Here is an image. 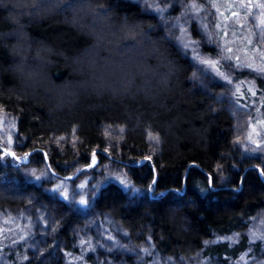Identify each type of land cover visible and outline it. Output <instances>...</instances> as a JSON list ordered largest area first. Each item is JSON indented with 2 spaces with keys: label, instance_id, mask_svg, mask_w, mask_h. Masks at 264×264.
I'll list each match as a JSON object with an SVG mask.
<instances>
[{
  "label": "trees",
  "instance_id": "trees-1",
  "mask_svg": "<svg viewBox=\"0 0 264 264\" xmlns=\"http://www.w3.org/2000/svg\"><path fill=\"white\" fill-rule=\"evenodd\" d=\"M154 1L73 0L72 7H57L58 0H44L55 11L42 16L35 15V8L33 15H19L27 9L16 4L30 0L0 3V116L13 118V153L29 157L27 163L16 161L0 142V227L6 225L3 231L9 234L11 224L25 228L10 245L0 234V264H45L49 257L54 259L50 264H119L122 250L128 253L127 264L136 255L140 261L134 264L154 259L191 264L200 256L210 264H230L227 252L235 258L243 240L263 233L264 144L243 154L236 142V118L218 96L223 86L208 84L206 91L197 87V75L188 78L196 64L173 39L182 29L181 6L172 3L162 15ZM245 1L221 0L217 12L224 20L243 17L254 4ZM98 5V11L91 10ZM108 16L111 20H105ZM170 20L176 21L174 30L167 25ZM197 21L186 23L195 30ZM232 23L242 28L239 21ZM137 25L144 27L142 35L136 34ZM217 30L224 41L225 32ZM202 43L205 52L216 53ZM62 53L101 64L124 63L137 74L126 92L109 80L63 103L59 96L51 100L52 92L44 87L26 98L22 69L44 68L47 86L63 88L70 69ZM223 65L224 74L232 73ZM250 77L264 97V79ZM160 125H171L173 131L165 142L158 139L153 154L149 139L157 137ZM116 128L124 131L123 139L111 150L107 135ZM108 162L127 169L129 183L99 170ZM48 177L71 181L75 190L80 179H93L89 187L96 180L105 182L98 192L88 188V203L81 205L78 198L71 202L49 189L55 181ZM103 227L111 234L115 227L124 231L127 243L114 249L100 234ZM256 248L261 252L259 243Z\"/></svg>",
  "mask_w": 264,
  "mask_h": 264
},
{
  "label": "rangeland",
  "instance_id": "rangeland-1",
  "mask_svg": "<svg viewBox=\"0 0 264 264\" xmlns=\"http://www.w3.org/2000/svg\"><path fill=\"white\" fill-rule=\"evenodd\" d=\"M140 1L143 3L146 1L148 3V0ZM217 2L221 4V0ZM245 2L246 1L244 0V3ZM172 3H175L176 5L178 4L182 8V12L178 14V16L180 15L181 17L182 26L180 28L182 29H178V32L173 35V39L180 43L183 48L188 50L193 58V61L196 64L197 79L195 83L197 87L199 86L201 89L207 91V88L214 85L215 82H218L223 86V92L218 94V96L219 98L227 100L229 111L236 118V142L238 145L240 144L243 149V154L248 155L246 153H249L253 146H259L258 143H256L257 141L260 145L261 143L264 144V97L258 94L256 81L250 77L252 75L255 78L260 77L264 79V0H254L252 11L247 10L249 14L245 13L246 15L243 17L236 15L233 19L227 20L222 19L221 15L217 12L220 4H217L216 2L213 4L209 3V0H155L152 5H155L158 13L166 15V12L171 8L169 5ZM148 4L150 5L151 3L149 2ZM256 7H259V9ZM182 13L185 14L182 15ZM191 18L198 19L195 30H192L188 23H186ZM233 20L239 21L242 28H237L236 23H232ZM232 24L233 28L231 29ZM167 25H169L171 30H174V28L177 27L176 21L174 20L167 22ZM215 28L218 29L217 31L219 32H225L226 38L224 41H219L215 33ZM235 29L238 30L236 36L234 35ZM214 38L215 40H213ZM202 42H205V45L209 44L212 47L214 46L216 53L211 55L205 52L201 48L203 45ZM253 43L255 45L252 47ZM205 60H213L217 63L211 65L205 63ZM223 64H225L232 73L235 72L236 76L232 73L224 74L220 69V65ZM221 73H223V75H221ZM246 73L248 74L246 75ZM225 76L229 77V79H225ZM203 83L205 85H203ZM123 134L124 131L122 128L111 130V133L107 135L109 142L108 148L111 150H117V147L121 144V140L123 139ZM15 139L16 128L15 125H13V118L6 114L1 115L0 142L3 145L10 147L4 146L6 150L9 151L5 153L10 154L13 158L15 157V160H18L20 163H27L29 161L28 156H19L16 153L15 155H12L13 150L11 149V146L17 144V140ZM149 141L154 154L159 146V140L149 139ZM62 142L63 141H61V144ZM143 162L141 161L140 163ZM97 164L98 156L95 155V163L92 162V165L93 167H96ZM99 170L104 171L109 175L112 174V176L117 179H120V177H122L124 181H127L126 179H128L127 176H125L128 172L127 169L119 167V165L115 166L110 162L106 163ZM38 174H42V176L47 175L45 171H40ZM75 178V176H71L70 179H73L74 181ZM49 180L55 181L52 184V187H49L54 193H57L58 195L60 194L63 199H69L71 202H75L79 199L81 205H83L81 203V197L86 198L88 195V188L90 193H92V189H94V191H99L100 185L105 182L99 179L101 181L96 180V182H92L91 187H89V182L91 180L93 181V179H80L75 183V185H77L75 190V188L73 189L72 187L73 184L71 181H58L54 178H50ZM80 185L84 186L80 187ZM65 191L68 193L67 197L64 195ZM38 221L39 220H33V223L38 225L40 224ZM260 221L264 222V214L261 216ZM12 225H14V229L10 234L3 231L7 227L6 225H4L3 228L0 227V234L3 236L2 241L7 245L14 244L17 240L16 236H21V233L25 231V228L22 229L18 224H11L10 226ZM103 229L104 230L99 231L100 234L105 237V241L108 244H115L117 246L114 247V249L120 250L121 246L127 243V236L124 231L115 227L114 234H111L104 227ZM260 232L263 233L259 234L261 235L259 237L263 238L257 237L258 235H253L249 239H246V241L243 240V248H239L240 251L237 249L238 253L235 258L233 257L232 259L231 256L227 254L230 252H227V255L225 254L224 258L228 259L230 264H264V229H261ZM213 242L219 243L220 241L215 240ZM235 243V240L230 241L229 248L233 249ZM237 243H240L239 239L237 240ZM258 243L261 252L256 248ZM239 246L240 245H238L237 248ZM49 252L52 254L51 256L55 258L53 250ZM120 252L123 253L122 255L124 256H122L121 261L118 263L127 264L126 257L128 256V253H125V250ZM146 256H148V254H146ZM44 260L45 264H50L54 259L49 257V259L44 258ZM127 260L129 264L137 263L140 261V255H136L132 259ZM211 261L212 260L206 256H203L202 258L200 256L197 261L191 262V264H210ZM55 262H58V258L55 259ZM150 263L183 264L179 261L171 262L168 259L158 261H155L154 259Z\"/></svg>",
  "mask_w": 264,
  "mask_h": 264
},
{
  "label": "clouds",
  "instance_id": "clouds-1",
  "mask_svg": "<svg viewBox=\"0 0 264 264\" xmlns=\"http://www.w3.org/2000/svg\"><path fill=\"white\" fill-rule=\"evenodd\" d=\"M3 0H0L2 3ZM138 2V0H133V3ZM63 4H68L69 7L73 6V0H58L57 7L62 6ZM170 6V5H169ZM17 8H25L27 11L21 12L19 15H33L31 11L32 8L36 9L35 15H47L55 9L51 5H45L44 0H30V2H21L16 4ZM99 7L98 5L91 10L96 12ZM185 13H182L184 15ZM14 19H19V16L14 15ZM105 20H111V17H105ZM138 32L137 35H142L145 31L142 25H137ZM149 27H152L149 25ZM118 33H114L117 35ZM64 60L67 63L70 71V79L65 83L63 88L59 90L51 89L47 86V72L44 68H31L24 70L22 69L23 82L21 91L27 98L28 96L33 95V90L37 87H44L46 92H52L51 100H56L59 96L60 101L66 102L65 97L72 98L77 97L80 90H87L88 88H97L98 85H102L110 81L117 83L122 86L123 91H128V85L131 83L132 78L137 74L131 67L127 66L124 63L112 65L111 63L101 64L97 60L92 59L89 61L82 60L80 56L77 55H68L62 53ZM50 64L55 62L50 61ZM196 72L193 71L189 75V79L196 77ZM83 77V79H80ZM166 90H170V85L168 82H165ZM117 92L116 88H113V94ZM74 102V101H73ZM56 107H60V104L57 103ZM157 137L161 142H165L172 135V126L171 125H160L157 129ZM207 243V241H205Z\"/></svg>",
  "mask_w": 264,
  "mask_h": 264
},
{
  "label": "snow or ice",
  "instance_id": "snow-or-ice-1",
  "mask_svg": "<svg viewBox=\"0 0 264 264\" xmlns=\"http://www.w3.org/2000/svg\"><path fill=\"white\" fill-rule=\"evenodd\" d=\"M204 62L207 64H211V65H215L217 63L216 61H213V60H205ZM221 75H223V73H221ZM225 79H229V77L225 76ZM150 139H157L158 140L159 138L150 136ZM256 143H259V142L257 141ZM12 155H15V153H12ZM149 159H150V157H149ZM93 163H95V155L93 156ZM91 166H92L91 164L88 165V167H91ZM260 171L264 172V168H261ZM120 179L123 180L122 177H120ZM124 183H127V181H124ZM83 186L84 185H80V187H83ZM64 195L67 197V195H68L67 191L64 192ZM81 203L87 204L88 200L85 197H81ZM145 251H147V249H145Z\"/></svg>",
  "mask_w": 264,
  "mask_h": 264
},
{
  "label": "water",
  "instance_id": "water-1",
  "mask_svg": "<svg viewBox=\"0 0 264 264\" xmlns=\"http://www.w3.org/2000/svg\"><path fill=\"white\" fill-rule=\"evenodd\" d=\"M5 152H9V151H7L6 149H4V148H2Z\"/></svg>",
  "mask_w": 264,
  "mask_h": 264
}]
</instances>
